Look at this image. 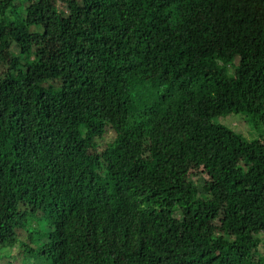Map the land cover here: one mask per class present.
I'll return each mask as SVG.
<instances>
[{"label":"trees","instance_id":"16d2710c","mask_svg":"<svg viewBox=\"0 0 264 264\" xmlns=\"http://www.w3.org/2000/svg\"><path fill=\"white\" fill-rule=\"evenodd\" d=\"M31 258L264 264V0H0V264Z\"/></svg>","mask_w":264,"mask_h":264},{"label":"rangeland","instance_id":"374dc122","mask_svg":"<svg viewBox=\"0 0 264 264\" xmlns=\"http://www.w3.org/2000/svg\"><path fill=\"white\" fill-rule=\"evenodd\" d=\"M31 47L32 46H28V48L24 52V55L27 56V57H29V59H32L33 60L34 59V56L33 55H30L31 50H32ZM8 57L9 56L6 55V54L5 55H1V58L2 59L8 58ZM216 64H218L220 67H223L222 60L216 59ZM224 122H226V124H228L233 129H236V130H238L240 132L244 131L247 134V133H249V131H251V129H249L250 128L249 123L243 119V116L242 115H233V116L229 117L228 119H225ZM247 130H248V132H247ZM256 136H257V133H253V134L250 133V135H249L250 138H255ZM108 139H110V135H108ZM192 172H193V175H192L191 179H189L188 182L191 183V181H195V182L197 181V183H198V181L200 179V176L202 175L201 173H199L200 172V169L199 168L196 169V170L193 169ZM198 173H199V175H198ZM197 185H199V184H197ZM203 195H205V194H203ZM206 196L207 195H205V197ZM43 225H44V222H42L41 226H43ZM31 259L32 260H35L34 261V264H36V260H39L37 262V264H44V262L41 261L39 258H37V259L31 258Z\"/></svg>","mask_w":264,"mask_h":264}]
</instances>
